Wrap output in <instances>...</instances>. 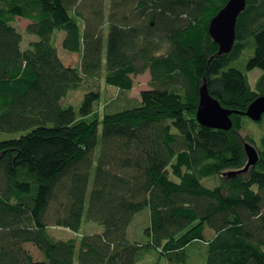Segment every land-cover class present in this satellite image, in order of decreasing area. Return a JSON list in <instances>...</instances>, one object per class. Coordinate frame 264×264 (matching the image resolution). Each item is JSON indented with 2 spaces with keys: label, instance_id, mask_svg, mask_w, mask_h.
I'll list each match as a JSON object with an SVG mask.
<instances>
[{
  "label": "trees",
  "instance_id": "trees-1",
  "mask_svg": "<svg viewBox=\"0 0 264 264\" xmlns=\"http://www.w3.org/2000/svg\"><path fill=\"white\" fill-rule=\"evenodd\" d=\"M228 2L0 0V134L20 133L0 142V264H181L195 242L205 264H264V115L244 114L264 96V0H247L220 54L209 27ZM17 19L39 38L27 50ZM57 31L77 66L60 58ZM148 71L151 88L124 105L92 89L64 105L98 78L128 97ZM203 85L237 112L229 130L198 121ZM246 143L259 162L228 176L246 167ZM212 176L220 184L205 186ZM145 210L144 237L130 238ZM87 223L103 231L84 233ZM51 224L77 237L56 238Z\"/></svg>",
  "mask_w": 264,
  "mask_h": 264
},
{
  "label": "rangeland",
  "instance_id": "rangeland-1",
  "mask_svg": "<svg viewBox=\"0 0 264 264\" xmlns=\"http://www.w3.org/2000/svg\"><path fill=\"white\" fill-rule=\"evenodd\" d=\"M14 24L17 25L19 30L23 33L24 43H23L22 48L24 50L31 48V42H35V41L39 40V38L36 35H32V34H29L27 32V28L30 24L29 21H27L25 19H17L16 23H14ZM65 38H66V32L65 31H57L56 32L54 44L58 49L59 56L63 60L64 63L72 65V66H77L81 62V56L79 54L70 53L64 49L63 42H64ZM246 59H247V57H243V59H241L240 63L236 64L235 66L243 70L245 68V65H246ZM240 64H242V65H240ZM105 69L106 68L104 66L103 70L105 71ZM262 74H263V71L259 68H256V69L248 72L250 82H251L253 87L256 86V82L259 79V77H261ZM133 79H134V88L128 97L126 95L120 94L119 91H116L113 88H107L105 86V83H104V78H101V79L98 78L95 81L90 80L89 83H85L81 88H79L77 90L70 91L68 96L64 100V105H66V106H70V105L79 106V105H81V103L85 97V94L87 92H89V90H91V89L103 92L105 94L104 97H106V99L108 101L118 99L119 103L124 105L127 103L129 98H139L140 94L143 91L149 90L151 88V85H150L151 74L149 71L143 75L134 76ZM103 102H105L104 99H103ZM100 131H102V127H100ZM19 134L20 133H16V134L1 133L0 134V142L17 138L19 136ZM101 136H102V132H100V138H101ZM97 149H98V155H99L100 147H98ZM94 169H95V167H94ZM92 176H94V171H93ZM203 184L205 186H208V187H215V186L220 184V176H212V177L205 178L203 180ZM147 216H148L147 210L143 211L142 213H140L139 215L136 216V219H135L134 223L132 224V226L130 227V230H129V237L130 238L136 237V235L139 234L140 230H141V232L137 237H139V239L144 237L143 232H144L145 228L148 226V222H149ZM51 226H52V228H51L50 232L56 238L71 239V238L77 237V234L71 232L70 230L60 228L57 226H53L52 224H51ZM101 231H103L102 226H100L98 224L96 225L94 223H87L83 232L84 233H94V232H101ZM25 248L33 256V258L36 261H39L42 259V254L33 245L27 244L25 246ZM186 255H187V261L184 263H181V264H205L207 261V258H208V248L204 244L195 242L188 247ZM160 264H167L166 259L163 258L160 261Z\"/></svg>",
  "mask_w": 264,
  "mask_h": 264
},
{
  "label": "water",
  "instance_id": "water-1",
  "mask_svg": "<svg viewBox=\"0 0 264 264\" xmlns=\"http://www.w3.org/2000/svg\"><path fill=\"white\" fill-rule=\"evenodd\" d=\"M247 6V0H229L227 5L214 17L209 31L214 42L220 47V54H229L236 41V27L240 15ZM237 112L225 109L220 102L211 96L206 85L200 89V109L197 113L198 121L209 128L229 130L232 125L231 116ZM253 121H260L264 115V96L259 97L244 113ZM248 163L244 169L227 173L236 176L246 173L259 162V153L255 146L245 144Z\"/></svg>",
  "mask_w": 264,
  "mask_h": 264
},
{
  "label": "bare ground",
  "instance_id": "bare-ground-1",
  "mask_svg": "<svg viewBox=\"0 0 264 264\" xmlns=\"http://www.w3.org/2000/svg\"><path fill=\"white\" fill-rule=\"evenodd\" d=\"M97 153V152H96Z\"/></svg>",
  "mask_w": 264,
  "mask_h": 264
}]
</instances>
